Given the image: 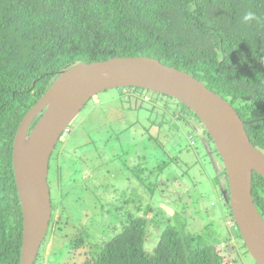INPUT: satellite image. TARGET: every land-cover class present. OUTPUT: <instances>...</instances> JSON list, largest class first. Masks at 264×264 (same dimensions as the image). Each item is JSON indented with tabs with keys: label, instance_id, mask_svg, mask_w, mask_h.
Instances as JSON below:
<instances>
[{
	"label": "trees",
	"instance_id": "trees-1",
	"mask_svg": "<svg viewBox=\"0 0 264 264\" xmlns=\"http://www.w3.org/2000/svg\"><path fill=\"white\" fill-rule=\"evenodd\" d=\"M249 10L256 13L257 20L243 23L241 18ZM139 56L184 71L221 96L245 122L250 142L264 153V0H0V264L20 262L22 212L12 145L23 117L70 67ZM122 90L148 92L132 87ZM150 92L160 96L149 97L151 108H162L161 117H155L158 121L149 120L151 114L146 109L139 116L136 105L146 97H120L133 106L130 112H136L128 115L132 120L129 124H124L128 120L124 115L110 120L102 116L100 127L89 129L93 131L89 132L91 138L66 151L62 165V152L56 156L55 166L49 164L53 175L51 181L48 178L52 207L48 238L59 236L53 228L62 221L61 199L65 195L53 200L51 191H61L60 177L68 165L78 186H93L91 196L97 202L101 198L97 192L113 186L108 176L113 174L109 168L113 163L121 172L132 168L134 180L150 198L170 188L175 193L169 194L178 203L168 207L171 214L160 221L163 215L153 219L146 216L150 213L147 205L144 214L137 206L136 211L126 208L134 201L139 203L140 195H121L122 202L107 210L112 214L109 221L122 225L110 240L91 243L83 226H78V234L73 229L62 237L73 240L69 248L87 242L82 264H243L239 253L247 251L222 195L228 190L227 174L211 137L183 103ZM195 120L196 128L190 130V122ZM178 124L193 132L199 142L190 137L185 148L180 147ZM71 133L72 128L64 138ZM129 134L131 138L126 139ZM196 144L208 169L203 161L199 165L190 158L194 155L191 151H197ZM106 145L111 146L112 160L107 158ZM133 145L141 153L136 148L129 155ZM173 148H180L178 155L171 154ZM170 170L174 173L171 178ZM163 175L170 181L160 182ZM213 184V189H208ZM110 191L120 192L114 188ZM211 191L224 201L221 213L216 212L218 217L211 213L213 202H206ZM251 194L264 221V179L255 173ZM98 222L101 227L107 223L109 228L102 216ZM196 222L200 224L197 230ZM151 226L156 239L149 250L146 245Z\"/></svg>",
	"mask_w": 264,
	"mask_h": 264
},
{
	"label": "water",
	"instance_id": "water-1",
	"mask_svg": "<svg viewBox=\"0 0 264 264\" xmlns=\"http://www.w3.org/2000/svg\"><path fill=\"white\" fill-rule=\"evenodd\" d=\"M129 87L169 95L200 120L222 159L228 183L222 195L245 249L255 264H264V222L251 194L253 173L264 179V153L250 142L245 122L226 100L190 74L148 57L76 64L61 72L23 117L12 145L22 212L19 264L35 263L49 228V164L59 139L90 99L101 92Z\"/></svg>",
	"mask_w": 264,
	"mask_h": 264
},
{
	"label": "rangeland",
	"instance_id": "rangeland-1",
	"mask_svg": "<svg viewBox=\"0 0 264 264\" xmlns=\"http://www.w3.org/2000/svg\"><path fill=\"white\" fill-rule=\"evenodd\" d=\"M133 95H136L138 97H146L145 100H143V102H139V104L136 105L140 113L139 116L143 115V112L146 109L149 111V116L151 114V116L149 117V120L158 121L156 120L157 118L155 117H158L161 115L160 111L162 110V108L159 106H156L155 109L151 108L152 102H150L149 97H160V96L154 93H151L150 91L148 92L145 91L143 92V94H140L134 91L131 93V91L129 90L123 91L122 89H112V90H108L105 92H101L100 94L90 99L88 103L84 106V108L80 111V113L76 116V118L71 122V124L69 125V128L70 127L72 128V133L69 134V136H67L66 138H64V136L67 135L65 133L63 134V136H61V138L59 139L55 147V150L53 151L51 155L50 164L52 166H55V162L57 159L56 156L59 154V152H62L60 155H62L63 158L59 157V159L61 160V165H62L64 161V155L67 153L66 151L68 149L69 151H71L73 148H77L81 146L85 142L86 138H91L89 135V132L92 133L93 131L89 129H93L96 126L99 128L100 118L102 116L106 117L107 120H110L112 116L114 117L118 115L119 116L124 115L125 117H128V115L134 116L133 113L135 111L130 112L128 110L129 108L133 106H131L129 102L123 101L120 98V97H134ZM132 104L134 105V103ZM127 119L128 120H126L124 124H129L132 121L130 120L131 117H128ZM190 123L192 124V126H190L189 128L190 130H192L193 128H196V125H197L196 120L195 122L191 121ZM180 125L181 124H178V128H180L181 130L179 132L180 133L179 145L180 147L185 148L186 143H188L186 142V140L188 141L190 137L194 138L195 140H197V138L194 136L195 134L193 132H191L190 130L188 131V128L184 127V125H181V126ZM71 128L68 131L69 133L71 131ZM151 132H153V130H151ZM130 138H131V135L129 134L126 139H130ZM106 146L108 148L111 147L110 145H106ZM195 147L197 148V151L192 150L191 153H194V155L191 154L190 158L192 160L195 159L197 161L196 163L199 165L203 161L205 163V169H208L207 161L203 157L200 147L198 146V144H196ZM136 148L138 149V152H140L138 146L133 145L132 147L129 148V152H130L129 155H131V152ZM179 150L180 148H177V149L173 148V152L171 153L169 149H166L168 153L173 154L175 152V154L177 155H178L177 152H179ZM111 151L112 150L110 148L106 149L107 158L112 160L113 155ZM183 155L185 156V154ZM69 156H71V153L69 154ZM109 168L110 170L113 171V174L112 172L108 174V176L110 177V183L113 184V186L109 187L106 191L97 192V194L101 198L98 199V201L96 202V198L91 196V188H93V186H91V184H89L87 187H85L84 185L78 186L77 184L78 181H76L75 183L72 179V176L74 175V173L69 169V165H68V169H66L63 172L62 177H60L61 191L59 192V194H57V192L54 191L53 189L51 191V197L53 200L54 199L59 200L60 199L59 195L61 196L65 195L64 199H61L62 208L64 210L62 211L61 209L63 213L62 221L60 224L55 225L53 228L54 232L55 233L57 232L59 236H56L57 238H53V237L48 238V236L50 235V232L48 231V233L46 234L45 240L43 242V246H42L43 249L41 248L40 250L42 251L41 257L38 258L39 260L38 259L35 260V264H82V262L85 259V255H84L86 251L85 244L87 242L86 241L83 242L82 246L75 247V248L73 247L69 248L73 240H69L68 238H62V237L64 235L73 233V229H75L76 234H78V231H77L78 226H83V227H86V229L85 228L84 229L87 230L88 236H89L88 239H90L91 243L94 242V243L101 244L107 240H110V238H112L113 236H115L121 231L122 225H120L119 222L115 220L110 222L109 217H111L112 214L108 215L107 213H109V211L107 210H109L110 208L116 207L122 202L123 198H121V195L124 197L129 196L130 192H133V194H130L133 196L135 194L140 195L141 200L139 201V203L137 201H134L131 204H129L126 208L131 211H136L135 206H137L139 208H142V211L140 213L144 214L146 207L149 206L150 213L148 212L146 216L148 218L153 219V218H159L163 215L160 221L165 220L168 217V215L171 214V210H170L171 207L176 206V204L178 203V199H175V197H171V195L169 194V193L171 194L175 193V191H173L170 188L164 189L165 192L167 191V193L161 192L162 194H160L159 197L155 196L157 194L156 193L153 195L152 198H150V196L145 192V190H143V188L138 185L137 181L134 180L136 179V177L135 175H133L131 171L132 168L130 169L129 167H126V170L121 172L117 170V168L113 165V163L109 165ZM52 172H53V169L49 170L48 178L50 179V181L53 175ZM173 174H174L173 170H170L169 177L171 178ZM200 175H201V171L199 170L198 176ZM111 178H113V180ZM170 178L168 179L167 175H163L161 177L160 182L162 181L164 183H167L168 181H170ZM83 179L84 178H82V180ZM50 186L52 185L50 184ZM213 186L214 184L212 185V187H209L208 189H213ZM111 188L119 189L120 192L118 193L112 192L110 191ZM79 189L81 190V192L79 191ZM122 191L123 193H121ZM206 202L208 204H211V202H213L214 208H211V213L214 216L218 217L219 214L217 213H221V209L223 207L222 202L224 201L222 200V197H220L219 194H212V191H211L207 193ZM158 213H162V214L160 215ZM92 216H94L95 218H92ZM101 216L103 217L105 221L109 222L110 224L109 228L112 227L115 229L110 230L109 228H106L105 226L107 225V223H105V226L103 227L99 226L98 220ZM64 217L66 218V221ZM194 224H195L194 227L197 230L200 224L198 222ZM219 226L222 231H225V228L221 226V223H219ZM149 231L151 235L148 240L149 242L146 245V249L152 250L156 237H155L154 228L152 226L150 227ZM77 237L83 238L82 236H77ZM76 239L79 240L78 238ZM67 248L69 249L67 250ZM239 254L242 257L241 262L243 264H255L253 260L251 259V257L247 253L244 252V250L242 253H239Z\"/></svg>",
	"mask_w": 264,
	"mask_h": 264
},
{
	"label": "clouds",
	"instance_id": "clouds-1",
	"mask_svg": "<svg viewBox=\"0 0 264 264\" xmlns=\"http://www.w3.org/2000/svg\"><path fill=\"white\" fill-rule=\"evenodd\" d=\"M242 22L243 23H251L253 21H256L257 20V16H256V13L249 10V11H246L243 16H242ZM122 89V88H120ZM69 127L67 129V131L65 132V134H68L69 132ZM260 215V214H259ZM237 227V226H236ZM238 229V228H237ZM240 236V235H239ZM241 238V237H240ZM242 240V239H241ZM243 242V241H242ZM244 244V243H243ZM246 250V249H245ZM248 253V252H247ZM249 255V254H248ZM250 256V255H249ZM252 259V258H251Z\"/></svg>",
	"mask_w": 264,
	"mask_h": 264
},
{
	"label": "bare ground",
	"instance_id": "bare-ground-1",
	"mask_svg": "<svg viewBox=\"0 0 264 264\" xmlns=\"http://www.w3.org/2000/svg\"><path fill=\"white\" fill-rule=\"evenodd\" d=\"M264 222V221H263Z\"/></svg>",
	"mask_w": 264,
	"mask_h": 264
}]
</instances>
